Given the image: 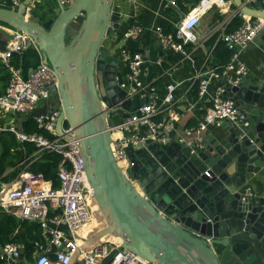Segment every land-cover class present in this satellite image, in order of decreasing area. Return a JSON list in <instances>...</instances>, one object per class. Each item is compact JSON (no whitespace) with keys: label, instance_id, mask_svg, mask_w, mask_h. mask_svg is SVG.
Masks as SVG:
<instances>
[{"label":"water","instance_id":"95a60500","mask_svg":"<svg viewBox=\"0 0 264 264\" xmlns=\"http://www.w3.org/2000/svg\"><path fill=\"white\" fill-rule=\"evenodd\" d=\"M231 1L238 13L264 20L262 0ZM35 2L0 6V23L31 37L40 55L36 64L49 65L57 76L55 95L40 112L61 107L56 131L61 134L62 122L73 128L103 222L83 247L110 235L149 264H264V199L241 200L247 179L264 174V75L235 86L222 80L246 126L231 123L201 145L127 148L137 189L114 160L107 131L108 123L133 113L137 100L120 87L122 64L105 43L122 27L123 13L114 0H70L66 7L59 3L54 19L42 21L25 12ZM168 7L184 17L174 4ZM5 45L0 32V52Z\"/></svg>","mask_w":264,"mask_h":264},{"label":"built area","instance_id":"2783aa9c","mask_svg":"<svg viewBox=\"0 0 264 264\" xmlns=\"http://www.w3.org/2000/svg\"><path fill=\"white\" fill-rule=\"evenodd\" d=\"M137 1L125 0L130 5H135ZM169 1L175 5V0ZM21 2L22 0H10L9 3L14 7ZM232 5L231 0H199L173 25L174 33L165 34L159 25L153 29L161 48L188 57L185 45L195 47L208 35L212 36L218 32V29L213 28L208 34L200 35L197 27L202 18L213 9L224 16V24L222 30L218 32L217 40L222 41L231 52L230 60L221 68L203 69L202 66L196 70L193 82L197 84V95L204 97L209 89L212 91L208 96V106L200 120L195 126L184 130L180 142L201 145L205 140L203 133L207 127L218 128L223 122L244 126L248 124L244 113L225 97L226 89L222 80H226L229 86H235L247 76L248 69L241 61L240 55L255 41L257 35L264 31V20L235 11L234 16L241 17L242 23L234 31L226 33L224 29L234 17L229 14ZM262 5L264 10V0ZM33 6L34 4L27 6L25 12L30 13ZM122 17L132 22L121 38H118V35L112 37L107 46L112 53L116 52L119 55V61L124 67L120 87L128 96L144 103L135 106L133 113L119 123H108L107 131L110 134L114 160L133 186L139 189L137 181L130 173L132 163L128 159L126 149H138L151 143L167 145L172 139L180 113L176 108V84H167L164 96L160 98L152 83L140 80L141 69L146 59L140 52L132 53L125 43L140 38L144 30L133 14H123ZM0 32L4 34L6 40L5 50L0 52V61L9 73L7 86L0 95V120H3L0 131H9L20 143H34L38 152H54L61 156L57 168V179L60 183L57 189H54L52 182L41 174L28 171H21L16 178L0 188V210L16 219L37 224L47 237L44 244L34 243L38 251L34 264H149L132 252L124 251L121 241L116 242L103 237L91 246L83 247L84 242L102 226V223L98 222L100 219L98 207L86 177L73 128L67 122H62L61 134L57 133L56 123L62 114L61 107L51 112H40L47 101L55 95L51 89L57 88V76L49 65L42 62L24 74L20 64L12 63L13 56L21 55L27 50H34L39 55L35 42L27 34L2 23ZM159 63L160 60L157 61V64ZM103 108L106 109L105 105ZM27 116H31L37 128L48 136L43 133L21 132L16 121ZM256 199L250 187L242 189V201ZM21 250L18 242L1 246L0 261L3 264L17 262L21 257ZM109 256L110 261L105 263Z\"/></svg>","mask_w":264,"mask_h":264},{"label":"crops","instance_id":"0c3cea01","mask_svg":"<svg viewBox=\"0 0 264 264\" xmlns=\"http://www.w3.org/2000/svg\"><path fill=\"white\" fill-rule=\"evenodd\" d=\"M8 3L9 0H0V5H6ZM168 3H170L169 0H138L135 5H130L125 2V0H114V8L123 10L125 14H133L137 23H139L144 30L140 38L125 43L128 47H135L139 49L140 53H142L146 59V62H144L141 69L140 80L146 83L150 82L153 85L157 82L158 85H155V89L159 88V90L162 91H164L167 84H176V108L180 113V119L175 124V130L172 134L171 143H180V138L183 137L184 130L197 124L209 103L208 96L212 91L211 89L208 90V93L204 97L198 96L195 101H192L189 98V90L192 85L195 84L193 82V78L197 68L194 64V57L195 55H197V57L206 56L205 62L207 61V54L209 53V50L204 45V42L210 36L208 35L209 37L207 36L203 42L193 47L192 53H187L188 57L180 53L161 48L156 34L153 31L154 27L159 25L160 22L174 25L179 20L177 13L168 7ZM175 6L178 10H180L176 4ZM167 8L173 10L176 13V16H172L166 12ZM235 11L236 8L231 7L229 14L234 16ZM217 13L219 12L216 9H213L202 18L197 27V32L200 35L208 34L213 28L215 30L218 29V32L219 30H222L224 16L219 13L222 19L218 21L216 19ZM124 20L125 25L121 27V30L119 29L120 32L127 24L132 22V20L126 17ZM259 34L255 38V41L240 55L241 61L248 69L247 76L243 79L245 82H253L261 77V75H264V31L262 32V38ZM196 48H200L198 53L193 52ZM19 58V64L24 74L39 64H36L37 58L39 59L38 61H40L39 55L34 50H27L23 52L22 55H19ZM158 60H160L159 64H157ZM120 72H124L123 66H120ZM137 104L138 100H133L132 105L135 107ZM229 125L230 123L223 122L221 127L218 128L208 126L206 131L203 133L205 140L211 136L215 137L221 128H226ZM246 186L252 189L257 197L256 200L260 198L264 199L263 173H259V175L255 176L254 179H247V183L242 187V189ZM23 233L24 231L21 229L16 232V235L20 240L18 243L21 245L22 250L20 259L12 264H34L35 258L37 257L38 251L35 247V242L30 243L26 241ZM44 239L46 242L47 237L45 235Z\"/></svg>","mask_w":264,"mask_h":264},{"label":"trees","instance_id":"16d2710c","mask_svg":"<svg viewBox=\"0 0 264 264\" xmlns=\"http://www.w3.org/2000/svg\"><path fill=\"white\" fill-rule=\"evenodd\" d=\"M51 1L52 0H36L35 7L32 8L31 13L40 16L42 21H45L47 17L52 14V12L48 9ZM198 1L199 0H175V4L178 6L180 11L184 12V14H187L189 5L194 6ZM232 7L234 8L233 5ZM38 10L40 11L39 13ZM166 12L172 16H176V13L169 8L166 9ZM216 19L218 21L222 19L219 13L216 14ZM241 23L242 18L235 15L226 25L224 31L226 33H230L237 29ZM128 26L129 24H127L121 32L118 30V38H121L123 32ZM159 26H161L165 34L175 32V28L172 24L160 22ZM218 35L219 33L217 32L204 42V45L209 50V53L207 54L208 59L206 62V56L197 57V55H195L194 64L197 69L201 68L202 66L203 69L210 67L221 68L229 62L231 52L227 50L225 44L222 41L217 40ZM125 46L132 53L140 52V50L135 47L131 48L126 44ZM193 47L194 46L189 44L184 46L185 50L191 53ZM199 51L200 48H196L193 52L198 53ZM117 56L119 58L118 54ZM12 63L14 65H19V55L13 56ZM121 76L123 77L122 74ZM8 80L9 73L0 61V95L4 92ZM155 85L157 86L158 83L155 82L154 86ZM156 93L160 98H162L164 96L165 89L162 91L159 90V88H156ZM197 97V84L195 83L189 90V98L192 101H195ZM2 122L3 121L0 120V124H2ZM16 124H18L19 130L23 133H43L45 136H48L47 133L37 128V125L31 116L17 120ZM60 161L61 156L59 154L48 151L38 152V148L34 143H20L14 134L7 130L0 131V188L3 184H6L16 178L21 171H28L34 174H41L46 180L52 182L54 189H57L60 184L59 180L57 179V168ZM19 229L24 231L23 235L26 241L30 243L38 242L40 244H44V235L37 224L28 220H18L15 217L0 210V246H4L10 242H20L19 237L16 235V232ZM0 264H2L1 261Z\"/></svg>","mask_w":264,"mask_h":264},{"label":"flooded vegetation","instance_id":"af4514ba","mask_svg":"<svg viewBox=\"0 0 264 264\" xmlns=\"http://www.w3.org/2000/svg\"><path fill=\"white\" fill-rule=\"evenodd\" d=\"M69 1L70 0H52L51 3H50V6L48 7V9L52 12V14L49 15L46 20H48V19H54L55 18V14H54L55 12L54 11L56 9H59V7H58L59 6V3H61L62 6L66 7ZM34 7H35V3H34ZM39 12L40 11L38 10V13ZM117 35H118V31H116L114 33V35L111 36L110 38H107L106 41H105L106 45L108 44V42L110 41V39L112 37L117 36ZM66 40L68 41L69 39L66 37ZM113 54H114L115 57H117V59H119L116 52H114ZM53 97L54 96H52L51 98H53Z\"/></svg>","mask_w":264,"mask_h":264},{"label":"bare ground","instance_id":"6f19581e","mask_svg":"<svg viewBox=\"0 0 264 264\" xmlns=\"http://www.w3.org/2000/svg\"><path fill=\"white\" fill-rule=\"evenodd\" d=\"M96 222H97V220H96ZM98 222H99V223H103L101 219H99ZM102 225H103V224H102ZM109 237H111V238H109ZM104 238H105V239L114 240V241H116V242H119V241H120L118 238H114V237H112V236H110V235L105 236Z\"/></svg>","mask_w":264,"mask_h":264},{"label":"rangeland","instance_id":"374dc122","mask_svg":"<svg viewBox=\"0 0 264 264\" xmlns=\"http://www.w3.org/2000/svg\"><path fill=\"white\" fill-rule=\"evenodd\" d=\"M122 12H123V14H125V12L122 10ZM124 18H123V20H122V27H123V25H124Z\"/></svg>","mask_w":264,"mask_h":264}]
</instances>
